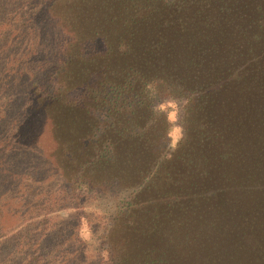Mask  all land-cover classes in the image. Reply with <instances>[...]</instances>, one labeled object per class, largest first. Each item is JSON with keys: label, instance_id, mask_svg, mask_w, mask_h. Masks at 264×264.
<instances>
[{"label": "trees", "instance_id": "16d2710c", "mask_svg": "<svg viewBox=\"0 0 264 264\" xmlns=\"http://www.w3.org/2000/svg\"><path fill=\"white\" fill-rule=\"evenodd\" d=\"M0 264H264V0H0Z\"/></svg>", "mask_w": 264, "mask_h": 264}, {"label": "rangeland", "instance_id": "374dc122", "mask_svg": "<svg viewBox=\"0 0 264 264\" xmlns=\"http://www.w3.org/2000/svg\"><path fill=\"white\" fill-rule=\"evenodd\" d=\"M170 119H171V143L175 144L177 139L181 135V131L179 126L177 125V119L180 115V111L177 109H174L170 114ZM34 134H36L38 138V144L40 145V148L38 149L42 155H46L47 151L45 148H47L51 143H53L54 139L58 138V133L53 132V130H50V127H45L42 126L38 130L33 131ZM62 133V132H61ZM62 136H67V132L65 130L64 133H62ZM10 219L9 217H4L3 224L5 226L10 224ZM89 229L88 226L83 224L82 229L80 232V238L83 240H88L89 239Z\"/></svg>", "mask_w": 264, "mask_h": 264}]
</instances>
